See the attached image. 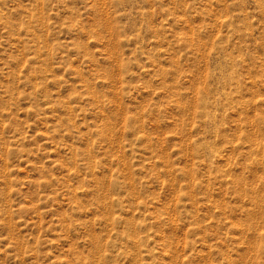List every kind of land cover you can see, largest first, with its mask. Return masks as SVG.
<instances>
[{
  "label": "rangeland",
  "instance_id": "1",
  "mask_svg": "<svg viewBox=\"0 0 264 264\" xmlns=\"http://www.w3.org/2000/svg\"><path fill=\"white\" fill-rule=\"evenodd\" d=\"M0 264H264V0H0Z\"/></svg>",
  "mask_w": 264,
  "mask_h": 264
}]
</instances>
